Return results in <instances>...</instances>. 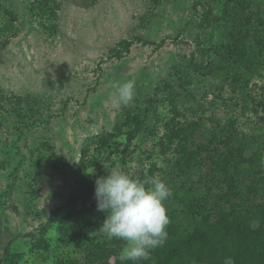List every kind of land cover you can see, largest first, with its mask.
Listing matches in <instances>:
<instances>
[{
    "label": "rangeland",
    "instance_id": "374dc122",
    "mask_svg": "<svg viewBox=\"0 0 264 264\" xmlns=\"http://www.w3.org/2000/svg\"><path fill=\"white\" fill-rule=\"evenodd\" d=\"M38 1L0 0V28L8 25L0 31L5 43H0V264L10 253L21 256L20 264H55L64 255L68 247L58 241L57 224L46 236L52 252L41 257L34 246L53 224L54 213L67 211L83 184L82 176L69 175L62 163L80 164L85 150L92 153L103 134L115 132L126 108L150 103L159 107L151 111L154 117L178 115L184 124L202 118L196 145L209 143L212 122L231 127L235 121L240 139L249 145L242 175L248 178L251 167L264 166V109L259 106L264 101V22H254L249 32L243 23L226 20L212 18L207 25L199 5L205 0H168L152 26L138 32L137 0H50L49 6ZM256 3L254 10L264 20V0ZM205 32L213 34L214 44L201 48ZM247 32L253 42L229 75L192 76L193 60H202L206 52L212 59L214 47L247 41ZM132 37L142 41L128 51L119 47ZM129 80L135 82L133 102L114 106L111 83ZM146 128L134 141L143 160L136 156L115 168L133 178L149 165L144 152L157 141L153 123ZM210 155L219 161L214 150ZM81 203L77 200V206ZM119 257L115 254L110 264Z\"/></svg>",
    "mask_w": 264,
    "mask_h": 264
},
{
    "label": "trees",
    "instance_id": "16d2710c",
    "mask_svg": "<svg viewBox=\"0 0 264 264\" xmlns=\"http://www.w3.org/2000/svg\"><path fill=\"white\" fill-rule=\"evenodd\" d=\"M216 1L199 3L205 15L202 22L207 25L212 18L226 20L231 24L243 23L249 32L254 22H264L259 10H254L256 0ZM38 2L49 6L50 0ZM166 2L168 0H137L135 5L140 15L135 30L140 32L145 27L150 28ZM0 11H3L1 5ZM218 11L222 15L214 14ZM4 12L12 16L10 10L4 9ZM50 29L57 31L56 27ZM6 30L7 24L0 28V31ZM248 32L247 41L214 47L217 55L212 59L206 52L202 60H193L192 76L196 72L205 78L212 75V71L221 77L229 75L228 69L233 62L246 58V47L252 41L248 40L253 38ZM141 39L132 37L131 40H123L119 47L128 51ZM199 42L201 48L212 46L214 36L205 32V38L199 39ZM223 71L224 74H221ZM259 106L264 109V101ZM158 108L150 103L144 108H126L125 117L115 132L103 134L92 153L85 150L80 164L62 163L61 167L69 175L82 176L83 184L79 186L77 198L75 196L66 207L68 210L59 208L54 213L53 224L46 226L42 237L37 239L34 246L40 251L39 256L52 252V243L46 236L56 224L58 241L65 242L68 248L63 256L55 259V264H110L115 254L120 255L124 242L118 239L109 241L98 232L106 214L97 211L95 180L107 176L108 169H115L118 163L126 166L136 156L143 160L142 149L134 146V141L146 131L149 121L154 125L152 135L157 141L152 150L144 152L149 165L141 169L139 179L156 176L169 187L172 195L165 206L171 222L165 245L152 251L150 259L139 264H225L226 260L231 264H264V166L258 164L251 167L252 172L247 179L242 175L246 164L243 157L247 155L249 145L243 141L244 138L240 139L235 121L231 122V127L212 122L209 143L196 145L194 136L202 128V118L184 124L177 119L178 115L173 118L166 115L154 117L152 114L159 111ZM262 120L264 122V117ZM201 135L205 137L203 133ZM212 150L219 158L218 162L212 159ZM252 156L259 158L257 154ZM255 162L260 161L256 159ZM210 166H216V170ZM79 199L82 200V207L77 206ZM20 258L19 254H7L3 264H20ZM117 264L133 262H122L119 257Z\"/></svg>",
    "mask_w": 264,
    "mask_h": 264
},
{
    "label": "clouds",
    "instance_id": "9594fccd",
    "mask_svg": "<svg viewBox=\"0 0 264 264\" xmlns=\"http://www.w3.org/2000/svg\"><path fill=\"white\" fill-rule=\"evenodd\" d=\"M109 101L114 106H127L134 100V81H114ZM109 174L95 180L97 211L105 213L98 232L106 239L124 242L122 262L150 259V253L168 240L170 218L165 202L171 197L169 187L156 176L143 180L127 173L108 169ZM225 264H231L226 260Z\"/></svg>",
    "mask_w": 264,
    "mask_h": 264
}]
</instances>
